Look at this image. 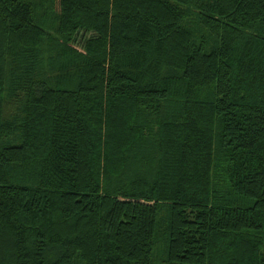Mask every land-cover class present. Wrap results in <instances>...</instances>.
<instances>
[{
  "label": "trees",
  "instance_id": "obj_1",
  "mask_svg": "<svg viewBox=\"0 0 264 264\" xmlns=\"http://www.w3.org/2000/svg\"><path fill=\"white\" fill-rule=\"evenodd\" d=\"M0 264H264V0H0Z\"/></svg>",
  "mask_w": 264,
  "mask_h": 264
}]
</instances>
